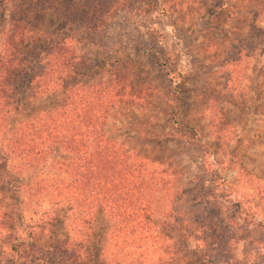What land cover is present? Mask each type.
<instances>
[{
  "label": "rangeland",
  "instance_id": "374dc122",
  "mask_svg": "<svg viewBox=\"0 0 264 264\" xmlns=\"http://www.w3.org/2000/svg\"><path fill=\"white\" fill-rule=\"evenodd\" d=\"M89 1L18 0L19 14L32 24L23 32L28 39L22 49L34 40V49L46 52L47 44L65 41L86 61L80 85L123 92L126 84V92L140 98L134 105L116 100L106 133L168 170V189L148 200L155 196V206L162 203L171 218L153 228L165 230L172 264H264V0H104L93 18L112 1L114 17L91 30L84 26ZM12 2L0 0V27L6 30ZM45 2L50 8L41 12ZM78 4L85 8L66 13L64 7ZM63 15L75 22L64 23ZM27 91L14 83L12 126L61 99L48 94L28 101ZM5 141L1 130L0 221L6 229L0 232V264H64L42 246L76 241L73 215L48 194L49 185L69 175L51 160L16 170L19 161L8 156ZM40 181L48 188L40 198L19 191L21 184ZM113 225L106 213L96 214L84 264H114L105 250ZM186 232L199 243L191 240L188 250Z\"/></svg>",
  "mask_w": 264,
  "mask_h": 264
},
{
  "label": "trees",
  "instance_id": "16d2710c",
  "mask_svg": "<svg viewBox=\"0 0 264 264\" xmlns=\"http://www.w3.org/2000/svg\"><path fill=\"white\" fill-rule=\"evenodd\" d=\"M30 2L37 4V0ZM46 2L41 5V12L46 10V6L50 8ZM112 2L97 18L93 17L97 9L103 8L104 0L87 2V10H83L86 14L84 26L90 30L100 28V23L114 17L115 1ZM16 3L18 0L11 4L13 18L8 29L4 25L0 27V131L5 132L4 146L8 156L19 161L16 170H35L42 162L51 160L54 168L69 175L67 180L60 178L49 185V193L43 181L21 184L19 191L22 187L29 191L30 197L40 198L38 195L44 192L43 187L47 188L46 193L65 203L67 212L73 215L71 232L76 236V241L71 242L51 240L42 246L43 249H49L64 264H84L91 223L102 211L114 221L109 228L110 247L105 249L110 262L172 264L173 259L169 261L164 249L165 230L163 227L158 231L153 228L164 219L171 218L162 203L159 204L161 207L155 206V196L152 201L148 200L151 193L155 195L157 191L168 189V170L157 161L118 145L106 133L108 112L116 100L134 105L140 98L127 93L130 86L126 84L123 92L117 86L80 85L77 79L82 76L80 71L86 61L76 57L65 41L55 40L47 44L46 52L40 47L37 52L33 40L27 44L28 51L23 53L27 47L22 49V45L28 39L23 32L26 33L32 24L19 14L22 6ZM79 8H85V5L64 7L66 13L74 9L82 11ZM64 18V23L75 22ZM41 21L35 23L36 28ZM65 25L62 24V28ZM24 55L27 58H23ZM72 80L74 84L70 83ZM16 82L28 87V101L48 94L61 95V99L51 110L12 126L7 121L16 110L18 100L10 95ZM56 155L62 159L54 158ZM16 218L19 220L14 222L20 224L21 217ZM11 227L15 225L12 223ZM3 229L6 225L0 221V232ZM193 236L189 232L183 236L187 250ZM192 242L199 244L197 239Z\"/></svg>",
  "mask_w": 264,
  "mask_h": 264
}]
</instances>
